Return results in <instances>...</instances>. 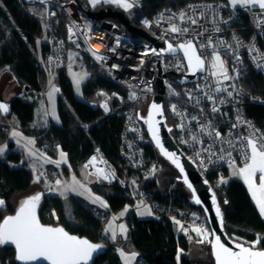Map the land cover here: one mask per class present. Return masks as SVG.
<instances>
[{
    "label": "trees",
    "instance_id": "trees-1",
    "mask_svg": "<svg viewBox=\"0 0 264 264\" xmlns=\"http://www.w3.org/2000/svg\"><path fill=\"white\" fill-rule=\"evenodd\" d=\"M78 1L85 11L91 9L87 0ZM195 1L201 0H143L142 11L153 17L163 9H177ZM106 7L91 10L98 11ZM42 11L39 4L0 0V81L3 78L1 72H4V77L9 78L6 76L9 75L10 82H13L9 88L6 81L5 89L11 94L7 99L11 114H0V145L8 143L11 147L15 146L10 140L7 121L16 117V125L21 132L34 137L37 145L48 155L56 157L59 147L67 153L69 166L64 169L68 173H78L79 168L86 165L98 149L115 175L114 181L100 180L91 184L93 190L107 201L108 212H117L128 203L134 204L137 198L151 200L154 206L155 216L150 219H139L135 211H131L127 218L128 241L138 252L140 264H179V256L181 264H215L211 248L212 234L206 216L202 208L192 202V195L178 171L161 156L154 145L148 154L151 161H157L158 168L151 177H144L141 171L130 168L124 161L120 150L123 117L107 112L100 105L102 92L111 93L119 88L90 56H82L90 73L83 85V99L75 95L73 84L67 75V66L57 68V81L61 89L58 101L60 121H49L44 125L43 118L40 123L34 124L49 78L40 60L43 49L41 38L45 26L36 15ZM52 26L57 32L65 34V15L58 13ZM176 79L171 78L174 81ZM174 84L179 86L175 82ZM242 84L249 92L264 95V79L255 70L249 72ZM15 85L29 92L32 99L25 100L21 93L15 95L11 92ZM138 108L142 112L147 110V106L143 104ZM164 108L167 124L175 135V121L167 102ZM247 114L264 132V106L249 105ZM22 160L21 152L11 151L5 158L0 153V200L4 201L3 206H0V223L5 216L16 211L17 206L13 203L15 197L31 193L33 188L39 186V191L31 197L37 194L41 197L39 214L44 224L64 226L73 234L102 244L104 253L93 264H124L117 245L104 233L101 218L74 196L71 197L72 209L67 211L64 198L46 193L34 179V171L28 162L20 165ZM229 172L226 171V177ZM207 179L219 199L229 237L245 246L264 250V219L245 183L241 179H233L227 184L218 185L212 175H208ZM221 198L225 208L221 204ZM197 214L203 217L204 222L203 227L195 228L200 227L210 233L208 243L200 242L203 237L197 235L194 228L188 236L181 234V226L177 221L182 222L183 217ZM195 244L202 249L193 257L192 249ZM204 247L209 248L204 250ZM0 264H19L13 248L0 244Z\"/></svg>",
    "mask_w": 264,
    "mask_h": 264
},
{
    "label": "built area",
    "instance_id": "built-area-1",
    "mask_svg": "<svg viewBox=\"0 0 264 264\" xmlns=\"http://www.w3.org/2000/svg\"><path fill=\"white\" fill-rule=\"evenodd\" d=\"M20 1L43 8L36 16L45 26L40 60L48 77L67 66L69 51L73 50L90 56L118 86L119 90L105 93L100 105L123 117L121 154L126 164L144 177H151L158 163L148 154L153 143L142 119L147 110L142 112L138 106L149 105L157 94L160 77L166 88L165 102L175 121V140L205 177L224 180L231 166L244 167L250 162L249 139H255L258 147L264 144L263 130L247 114L249 105L264 106V95L251 93L242 84L251 70L264 79V9L201 0L177 9L166 8L150 17L142 11L143 0H133V7L141 13L140 27L158 42L175 46L194 42L205 59L206 71L199 80L181 85L178 79L188 72L181 53H158L154 43L131 35L115 19L92 20L78 0ZM60 12L66 17L65 34L52 26ZM173 27L180 31L173 32ZM214 54L221 56L229 79L213 74ZM160 67L164 77L159 74ZM93 157L95 163L91 162ZM92 158L86 163L90 173L114 181L115 175L98 149ZM98 169H103L104 175ZM49 186H55L53 179ZM203 222L198 214L183 217L181 234L188 236Z\"/></svg>",
    "mask_w": 264,
    "mask_h": 264
},
{
    "label": "rangeland",
    "instance_id": "rangeland-1",
    "mask_svg": "<svg viewBox=\"0 0 264 264\" xmlns=\"http://www.w3.org/2000/svg\"><path fill=\"white\" fill-rule=\"evenodd\" d=\"M129 11L132 14V19L133 21H135V24L140 26V11L137 8H131ZM217 55L219 54H214L212 56L214 63L215 57ZM82 56L83 54L70 50L69 60L67 64V75L73 84L75 95L79 99H83V85L90 77V73L87 70L86 63H84ZM92 61L98 65L96 61ZM2 74L4 78V72H1V75ZM9 79L10 78H6L7 82L9 83V88H11L13 82L11 83V79ZM57 80V72H55L48 78L45 87V95L40 101L37 108L36 120L34 124H37L43 118L45 120L44 125H47L49 121H60L58 101L61 94V89ZM77 81H79V84H77ZM167 91L170 92V90ZM6 93L7 91L4 89L1 95L5 96ZM13 93L15 95L16 93H21L25 100L32 99L30 97L31 95L28 94L29 92H25L23 88L19 87L18 85H15ZM105 95L106 94L102 92V98ZM5 99L7 100L8 98L6 97ZM15 118L16 117H13L9 121H7L10 140L14 142L15 146L11 147L8 143L0 145V148L4 149V151L1 153V156L5 158L11 151L21 152L23 154V160L22 164L20 165H23L24 162H28L30 168H32L34 171V179L39 176L40 180H43L42 182H37V184H41L46 193L54 196H61L62 198H64L66 202V209L69 212L72 209V196H74L81 203L85 204L90 210H93V212L98 217H100L103 222L104 233L109 237L111 241H113L117 245V250L121 256L123 263L126 264L125 256H131L133 253H135V259L131 261V264H140L138 252L128 241L129 223L127 218L131 211H135L139 219L145 220L154 217V206L151 204V200L137 198V201L134 204L128 203L117 212H108L109 207L107 201L102 197V195L95 192L91 186V184H94L100 180L106 181L104 177L94 176L90 173L89 169L85 167L86 165L80 167L78 173L72 171L69 173L66 172L64 167L69 166L67 153L63 151L61 147H59L56 157L48 155L37 145L34 137L25 135L21 132L19 127L16 125L17 121ZM13 133H16V135H13ZM240 167L241 166L239 165L231 166V168L229 169V175L224 180L218 181V185L222 183L227 184L233 179H240L238 177V174H240ZM48 168L50 170L49 174H47ZM51 179L55 181L54 187L49 186L48 182ZM57 181H59L60 183H57ZM39 188L40 187L38 186L36 189L33 188L31 193L22 194L15 197L13 199L14 205L17 207H21L24 199H27L28 197H31V195H34V193H37V191H39ZM96 197H99V200H95ZM220 200L221 204L225 208L223 199L221 198ZM104 205L107 206L105 207ZM141 213L144 214L141 215ZM121 226L126 229L125 232H121ZM113 233H115V239H113ZM207 237L208 239L205 241L206 243L210 241L209 232H207ZM208 248L209 247H204V250H207ZM201 249L202 247L200 245L195 244L192 249L193 257H196ZM122 252L124 253V255H121ZM178 258L179 264H181L180 256Z\"/></svg>",
    "mask_w": 264,
    "mask_h": 264
},
{
    "label": "snow or ice",
    "instance_id": "snow-or-ice-1",
    "mask_svg": "<svg viewBox=\"0 0 264 264\" xmlns=\"http://www.w3.org/2000/svg\"><path fill=\"white\" fill-rule=\"evenodd\" d=\"M98 2L99 0H92L93 5ZM108 2L118 3L126 9L132 7L127 0H108ZM232 3L233 5L241 3L244 6L258 4L260 8L264 9V0H232ZM193 23H195V21H193ZM172 31L178 32L180 29L173 27ZM179 47L187 56L189 65L193 71L203 68L204 61L197 55L195 46L192 43H188L187 45L181 44ZM168 50L174 51L171 45H168ZM212 66L216 69V72L213 73L214 75L222 74L224 79H229L224 61L219 55L215 57V63ZM77 84H79V81H77ZM0 109L4 112L8 111L6 105L0 104ZM152 110L148 122L150 124L153 139L161 148L163 154L176 164L177 167H181L176 159L175 153H170L165 150L160 142L159 130L156 127L158 122L155 121V114H162L161 109L156 104H153ZM213 110L215 111L216 109ZM173 111H175L174 107ZM13 135H16V133H13ZM248 146L251 149V154L247 158L251 160V163L246 164L239 172L243 175L248 184L259 206L260 213L264 215V144L258 147L255 139H249ZM3 151L4 149L0 148V153ZM95 160L96 158L93 157L91 162L95 163ZM85 167H87V165ZM181 171H183L182 168ZM98 172L100 175H104L103 169H98ZM257 172L261 173V182L259 186H257L254 179ZM104 178L107 179L108 177L105 175ZM39 180L40 177L37 176L36 182H39ZM57 183L60 182L57 181ZM189 187H191V185H189ZM40 199V195L37 194L24 200L16 215L9 216L3 220V223H0V244L7 242L14 244L17 250V260L25 262V264L40 259L51 261V264H87V261L92 258L93 252L97 251V249L102 246L71 236L65 232L63 228H52L42 225L36 215V209ZM95 200H99V197H96ZM196 202L200 203L199 199H197ZM213 202L215 203V197H213ZM3 204L4 201L0 200V206H3ZM104 206L106 207L107 205ZM216 213L218 216L221 215L219 207L216 208ZM143 214L144 213H141V215ZM177 223L179 222L177 221ZM125 231L126 229L121 226V232ZM193 231H195L197 235L203 237L200 240L201 243L208 239L206 229L194 228ZM113 239H115V233H113ZM258 242L259 241H257V243ZM236 248H238L239 251H233L231 248L226 247L221 242L220 237L216 236L214 241V254L217 264H264V251L254 250V247H244L241 244H237ZM121 255H124V253L122 252ZM135 256V253L131 256H125L126 264H131Z\"/></svg>",
    "mask_w": 264,
    "mask_h": 264
},
{
    "label": "water",
    "instance_id": "water-1",
    "mask_svg": "<svg viewBox=\"0 0 264 264\" xmlns=\"http://www.w3.org/2000/svg\"><path fill=\"white\" fill-rule=\"evenodd\" d=\"M87 15L92 20H95V21H102L105 19L117 20L126 28V30L129 33L134 34L137 37L143 38L148 42L154 43L158 53L164 52L165 54H168V55H175V54L181 53L185 62H186L187 68H188L187 74L184 75L181 79H178V83L181 85L197 82L199 80L200 75L204 74L206 71V67H207L206 61L200 55L198 48L194 42H189V43H192L195 46V50H196L197 55L204 61L203 68L197 69L196 71H193V69L189 65V61H188L187 56L185 55L184 51L179 47L181 44L187 45L188 43H180L179 45L175 46L170 42H165V43L158 42L156 40V38H154L145 29H143L142 27L133 23L127 17V15L124 12L117 10V9H114L110 6L103 8V9H100L98 11H94L91 9L87 10ZM168 45H171L172 48L174 49V51H169ZM159 74H160V76H163V77L165 76V74H163V72H162L161 67L159 69ZM6 76H8L10 78L9 75H6ZM6 78L7 77H4L0 81V104L6 105L8 108L7 112H4L2 109H0V112L3 116H9L11 114V108H10L9 101H7L1 95L3 90L6 88V81H7ZM25 90H28V88H25ZM165 91H166V88L164 85L163 78L160 77L158 79V82H157V94L155 96H153L152 99L150 100L149 105L147 107V113L145 114V116L142 117V119L146 125V129L149 133V136H150L152 143L155 146V148L159 151L161 156L165 160H167L178 171V173L180 174L182 182L184 183L185 187L188 189V191L192 195V202L195 205L200 206L202 208V210L206 216V220L209 224L210 230H211V234H212L211 248H212V253H213V258H214L215 264H217L215 254H214V241H215L216 236H219L221 239V242L226 247L231 248L233 251H239V249L236 248V245L241 244V243H238V242L232 240L229 237L228 233L226 232L225 219L223 216L222 208H221L219 199L217 198V196L214 192V189H213L212 185L210 184L209 180L207 179V177H205L199 171L197 165L186 155V153L183 151V149L177 144L175 137L172 134V129L168 126L167 119L165 116V108H164V106H165V99H164ZM11 92H13V91H11ZM10 95H11L10 93H7V98ZM153 104H156L157 106H159V108L161 109V113H162V114H160V113L155 114V121L158 122L156 124V127L159 130L158 134L160 137V142L163 145L165 150H167L170 153H175L176 159L178 160L181 167H177L176 164H174L170 159H168V157H166L163 154V152L161 151V148L157 145L156 141L153 139L152 132L150 129V124L148 122L149 121V115L153 111L152 110ZM181 168L183 169V171H181ZM189 185H191V187H189ZM213 197H215V203L213 202ZM28 198H30V197H28ZM197 199H199L200 203L196 202ZM24 200H26V199H24ZM217 207L220 208V213H221L220 216H218L216 213ZM19 208L20 207H17L16 211L13 214L5 216L4 219L9 217V216L16 215ZM39 210H40V201H39L38 207L36 209V215H37L40 223L42 225H44L45 227L63 228L64 231L67 232L71 236H75L79 239L87 240L92 244L102 246L99 249H97V251L93 252L92 258L89 261H87V264H93L94 261L104 253V247L102 244L92 242L91 240H89L86 237H82V236H79L77 234H73V233L69 232L64 226L44 224L41 221ZM3 220L1 223H3ZM3 245L8 246L10 248H13L15 250L16 260H17V250H16L15 245L12 244L11 242L4 243ZM241 245H243L244 247H250V246H245L244 244H241ZM254 250H259V249H254ZM259 251H264V250H259ZM17 262L19 264H25V262H21L19 260H17ZM27 264H51V261H46V260L40 259V260H36V261L27 262Z\"/></svg>",
    "mask_w": 264,
    "mask_h": 264
},
{
    "label": "crops",
    "instance_id": "crops-1",
    "mask_svg": "<svg viewBox=\"0 0 264 264\" xmlns=\"http://www.w3.org/2000/svg\"><path fill=\"white\" fill-rule=\"evenodd\" d=\"M127 2L130 3V4L132 5L133 0H127ZM227 2H228L229 4H231L232 6H234V7H243V6H244V5L241 4V3H237L236 5H233L232 0H227ZM87 3H88V5H89V7H90L91 9H95V8L100 7V6H107V7L110 6V7H112V8H116L117 10H120V11L124 12V13L127 15V17H128L133 23H135V21H133V19H132V14H131L130 11H129L131 8H134L133 5H132L131 8H127V9H126V8L122 7V6H121L120 4H118V3L108 2V0H99V2L96 3L95 5H93L92 0H87ZM248 6H252V7L257 8V9H262V8L259 7L258 4H249ZM127 13H128V14H127ZM249 163H251V160H250ZM244 167H245V166H244ZM244 167H240V169H242V168H244ZM49 172H50V170H49V168H48V170H47V174H49ZM238 177H239V178L245 183V185L247 186V188H248V190H249V193H250V195H251L253 201L255 202V204H256L258 210H259V206L257 205V203H256V201H255V199H254V197H253V195H252V192H251V190L249 189V186H248V184L246 183V181H245L243 175H242V174H238ZM260 177H261V173L257 172L256 175H255V177H254L257 186H259V184H260V182H261V181H260ZM259 212H260V211H259ZM260 214H261V213H260ZM261 216H262L263 219H264V215L261 214ZM180 226H181V221H179V227H180Z\"/></svg>",
    "mask_w": 264,
    "mask_h": 264
},
{
    "label": "bare ground",
    "instance_id": "bare-ground-1",
    "mask_svg": "<svg viewBox=\"0 0 264 264\" xmlns=\"http://www.w3.org/2000/svg\"><path fill=\"white\" fill-rule=\"evenodd\" d=\"M95 47H97V46L95 45Z\"/></svg>",
    "mask_w": 264,
    "mask_h": 264
}]
</instances>
